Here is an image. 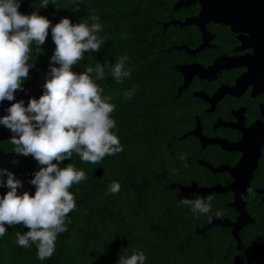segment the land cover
<instances>
[{"label":"trees","instance_id":"trees-1","mask_svg":"<svg viewBox=\"0 0 264 264\" xmlns=\"http://www.w3.org/2000/svg\"><path fill=\"white\" fill-rule=\"evenodd\" d=\"M170 10L167 0H49L46 8L37 11L53 26L64 17L73 23L100 17L103 31L99 35L105 44L99 52L85 53L72 70L82 72L96 62H109L104 78L97 83L116 105L111 114L116 121L113 131L124 150L106 156L99 164L84 162L75 153L62 162L61 167L72 163L88 177L69 189L76 208L68 213V230L58 235L54 254L41 261L35 244L24 248L16 243L17 231L29 229L22 224L6 225L0 252L13 264H118L121 253L130 255L132 250L143 251L146 264H230L229 244H222L223 253L219 252L221 244L216 243L213 232L205 238L195 237L193 215L187 221L183 208L179 213L170 209L171 199L180 201L175 187L169 185L167 161L173 150L169 137L180 119L174 108L178 58L169 49L172 36L161 25ZM36 47L41 51L33 46L30 62L34 67L23 84L50 70L55 49L51 28L45 43ZM125 55L131 77L117 83L111 67ZM175 159L179 166L180 159ZM14 164L23 179H31L42 167L31 155H18ZM113 181L121 185L114 194L108 192ZM154 197L159 198L160 208L149 214Z\"/></svg>","mask_w":264,"mask_h":264},{"label":"flooded vegetation","instance_id":"flooded-vegetation-1","mask_svg":"<svg viewBox=\"0 0 264 264\" xmlns=\"http://www.w3.org/2000/svg\"><path fill=\"white\" fill-rule=\"evenodd\" d=\"M167 1L171 10L161 25L178 58L180 112L169 142L185 158L177 173L170 162L169 185L180 198L213 196L207 215L182 204L185 219L193 215L195 237L213 232L225 239L230 264H264V0ZM40 3L21 0L19 11L31 14ZM13 148L10 137L0 141L5 154ZM0 264L13 263L0 252Z\"/></svg>","mask_w":264,"mask_h":264},{"label":"clouds","instance_id":"clouds-1","mask_svg":"<svg viewBox=\"0 0 264 264\" xmlns=\"http://www.w3.org/2000/svg\"><path fill=\"white\" fill-rule=\"evenodd\" d=\"M48 5L49 0H41L39 7ZM20 6L21 0H0V102L15 101L14 93L22 89L29 79V69L34 67L30 62L33 46L36 52L41 51L36 46L45 43L50 28L55 49L45 74L43 94L38 99L30 97L27 104L22 99L11 103L5 109L7 114L0 116V125L12 134L13 151L31 155L42 166L28 181L35 189L31 193L19 191L23 188L21 180L9 169L0 168V187L7 189L0 194V238L8 231L6 225L22 224L29 230L17 231L16 243L24 248L35 244L37 258L43 261L54 254L58 235L66 232L71 223L68 213L76 208V200L69 189L88 178L72 163L61 167L62 162L75 153L84 162L99 164L106 156L124 149L113 131L116 121L111 114L116 105L111 96L103 95L104 89L97 83L104 78L109 62H96L82 72L72 70L85 53L99 52L105 44L99 35L103 31L100 17L93 15L79 23L64 17L53 26L37 11L20 12ZM128 59L125 55L111 67L117 83L131 77V70L125 67ZM120 189V183L113 181L108 192L114 194ZM213 199L211 195L181 197L180 203L193 213L207 215L212 212ZM146 260L143 251L132 250L130 255L121 253L118 264H146Z\"/></svg>","mask_w":264,"mask_h":264},{"label":"water","instance_id":"water-1","mask_svg":"<svg viewBox=\"0 0 264 264\" xmlns=\"http://www.w3.org/2000/svg\"><path fill=\"white\" fill-rule=\"evenodd\" d=\"M262 0H248V3H255V2H261ZM23 4V3H22ZM25 4V3H24ZM257 5H261V4H257ZM178 7V6H176ZM249 10V8H248ZM257 11H261L260 8L256 9ZM58 66V65H57ZM182 67H179V70L182 71ZM48 72V71H47ZM46 72V73H47ZM40 74L38 76H35L33 81L29 82V83H26V84H23L22 85V89L21 90H17L14 95H15V101H3V102H0V116H3V115H6V111L5 109L7 107H9L11 105V103L13 102H16V101H19V100H29V98H39L40 95H38L37 93L38 92H43V84L45 82V74ZM11 132L8 131L7 128H1L0 129V141L5 139V138H8V137H11ZM17 154L15 152L11 153V154H5L1 149H0V168H7L9 169L10 171H12L15 175V177L17 179H20L22 184H23V188L22 189H19L21 191L23 190H26V191H29V192H34V186L30 185L28 183V181L30 180V178L28 179H25L23 180L21 177H19L18 175V172L16 170V167L15 165L13 164V159L16 158ZM6 179V177H5ZM225 223H222V225H224ZM212 225H218V223L216 224H212ZM210 225V226H212ZM210 226H208L207 228H209ZM203 231V230H201ZM197 234H199V232H197ZM236 264V262L234 263Z\"/></svg>","mask_w":264,"mask_h":264},{"label":"rangeland","instance_id":"rangeland-1","mask_svg":"<svg viewBox=\"0 0 264 264\" xmlns=\"http://www.w3.org/2000/svg\"><path fill=\"white\" fill-rule=\"evenodd\" d=\"M179 122H180V120H178V121H176L175 122V124H174V127L176 126V125H179ZM177 152H175V151H171V156H170V158L167 160L168 161V168L170 167V163L169 162H174V161H176V159L175 158H179V159H181V157L179 156V155H177L176 154ZM175 157V158H174ZM157 163V162H156ZM153 167V169H156L157 167H155V164L152 166ZM173 172L174 173H177V170L180 168V170H181V166H176L175 164H173ZM173 172L171 173V174H173ZM175 175H179V174H175ZM170 209H171V211L172 210H174V209H176V211H174L175 213H179L180 212V210H181V208H182V204L180 203V201L179 200H177V199H171L170 201ZM159 204V198H152V201H151V204L148 206L149 207V214H152V213H156V211L157 210H159V208H160V205H158ZM222 242V243H221ZM219 241V239L216 237V243L217 244H221L220 246H219V252H222L223 253V246H222V244H226V240L224 239V241Z\"/></svg>","mask_w":264,"mask_h":264}]
</instances>
